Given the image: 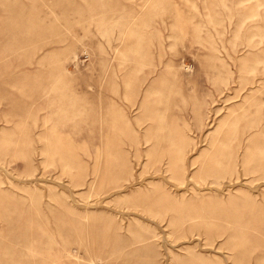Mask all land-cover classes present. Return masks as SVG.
I'll list each match as a JSON object with an SVG mask.
<instances>
[{
	"label": "rangeland",
	"instance_id": "1",
	"mask_svg": "<svg viewBox=\"0 0 264 264\" xmlns=\"http://www.w3.org/2000/svg\"><path fill=\"white\" fill-rule=\"evenodd\" d=\"M0 264H264V0H0Z\"/></svg>",
	"mask_w": 264,
	"mask_h": 264
}]
</instances>
